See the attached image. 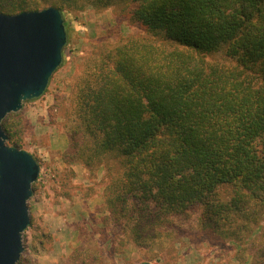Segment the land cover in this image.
Wrapping results in <instances>:
<instances>
[{
    "label": "trees",
    "instance_id": "1",
    "mask_svg": "<svg viewBox=\"0 0 264 264\" xmlns=\"http://www.w3.org/2000/svg\"><path fill=\"white\" fill-rule=\"evenodd\" d=\"M88 5L142 33L111 27L81 58L63 110L64 163L90 180L103 168L110 213L198 205L202 223L244 236L249 264H264V0H0V11L57 7L66 45L64 13ZM63 64L62 53L53 74ZM9 115L6 143L20 148Z\"/></svg>",
    "mask_w": 264,
    "mask_h": 264
},
{
    "label": "rangeland",
    "instance_id": "2",
    "mask_svg": "<svg viewBox=\"0 0 264 264\" xmlns=\"http://www.w3.org/2000/svg\"><path fill=\"white\" fill-rule=\"evenodd\" d=\"M64 17L69 22L64 64L39 97L23 101L6 117L16 123L20 148L40 166L27 200L29 225L22 233L19 264H249L255 247L244 236L224 235L214 217L202 223L200 206L166 217L114 215L103 197V168L90 180L82 165L64 163L68 136L63 110L81 58L95 49L97 35L111 27L118 26L123 35L142 33L117 23L110 8L88 5Z\"/></svg>",
    "mask_w": 264,
    "mask_h": 264
},
{
    "label": "water",
    "instance_id": "3",
    "mask_svg": "<svg viewBox=\"0 0 264 264\" xmlns=\"http://www.w3.org/2000/svg\"><path fill=\"white\" fill-rule=\"evenodd\" d=\"M65 42L64 21L55 6L0 12V264H17L20 258L29 224L27 200L40 172L30 152L6 143L1 121L44 92Z\"/></svg>",
    "mask_w": 264,
    "mask_h": 264
}]
</instances>
